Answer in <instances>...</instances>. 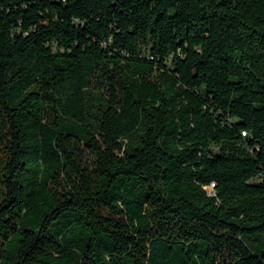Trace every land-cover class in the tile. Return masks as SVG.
Segmentation results:
<instances>
[{
    "label": "trees",
    "instance_id": "16d2710c",
    "mask_svg": "<svg viewBox=\"0 0 264 264\" xmlns=\"http://www.w3.org/2000/svg\"><path fill=\"white\" fill-rule=\"evenodd\" d=\"M0 264H264V0H0Z\"/></svg>",
    "mask_w": 264,
    "mask_h": 264
}]
</instances>
